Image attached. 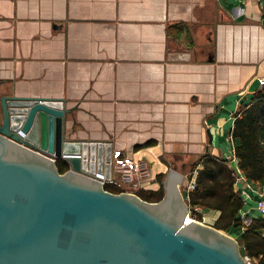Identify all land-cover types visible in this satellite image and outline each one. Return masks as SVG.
Listing matches in <instances>:
<instances>
[{
	"label": "crops",
	"instance_id": "obj_1",
	"mask_svg": "<svg viewBox=\"0 0 264 264\" xmlns=\"http://www.w3.org/2000/svg\"><path fill=\"white\" fill-rule=\"evenodd\" d=\"M262 89L259 0H0V97L63 99L69 139L109 141L148 164L137 194L164 187L177 167L186 199L191 164L210 153L236 172L244 224L264 217L232 136ZM202 213L213 226L220 216Z\"/></svg>",
	"mask_w": 264,
	"mask_h": 264
},
{
	"label": "water",
	"instance_id": "obj_2",
	"mask_svg": "<svg viewBox=\"0 0 264 264\" xmlns=\"http://www.w3.org/2000/svg\"><path fill=\"white\" fill-rule=\"evenodd\" d=\"M0 105V264H249L236 238L188 221L185 169L157 202L109 191L96 173L111 178L114 145L69 139L63 99Z\"/></svg>",
	"mask_w": 264,
	"mask_h": 264
},
{
	"label": "trees",
	"instance_id": "obj_3",
	"mask_svg": "<svg viewBox=\"0 0 264 264\" xmlns=\"http://www.w3.org/2000/svg\"><path fill=\"white\" fill-rule=\"evenodd\" d=\"M234 139H239L235 154L238 166L247 179L264 186V89L255 93L250 104L244 105L236 114L232 129ZM200 165L201 168H198ZM61 173L68 170L63 160L58 162ZM191 172L197 171L196 188L188 193V204L203 210L220 211L214 227L227 231L230 227L245 226L238 238L241 252L257 264H264V217H257L245 225L240 217L245 205L242 195L236 192L237 175L229 161L205 153L191 164ZM162 176L160 180L162 181ZM109 191L120 193L114 186L106 185ZM164 187L158 191H143L139 195L149 202L160 201L164 197ZM202 221V214H197Z\"/></svg>",
	"mask_w": 264,
	"mask_h": 264
},
{
	"label": "built area",
	"instance_id": "obj_4",
	"mask_svg": "<svg viewBox=\"0 0 264 264\" xmlns=\"http://www.w3.org/2000/svg\"><path fill=\"white\" fill-rule=\"evenodd\" d=\"M260 5L264 6V0H259ZM151 174L150 168L146 162L133 161L123 156L122 151H113L112 159V174L109 180H106L105 174L97 172L96 176L100 178L103 185H111L120 189L121 192L135 193L140 188V182L149 177ZM197 171H195L187 183L186 192L187 194L196 188ZM188 201V197L186 198ZM255 209L264 216V186L259 189V198L256 201ZM203 209L196 206L190 207L188 218L190 222L200 221L197 219V214L202 213ZM201 222H204L203 219ZM249 264L251 259L248 256H244Z\"/></svg>",
	"mask_w": 264,
	"mask_h": 264
},
{
	"label": "rangeland",
	"instance_id": "obj_5",
	"mask_svg": "<svg viewBox=\"0 0 264 264\" xmlns=\"http://www.w3.org/2000/svg\"><path fill=\"white\" fill-rule=\"evenodd\" d=\"M139 194H141L140 192H139ZM203 214V213H202ZM244 222V221H243ZM247 222V221H246ZM245 223V222H244ZM228 234H229V231H226ZM235 238V237H234ZM251 263L252 264H257L258 262H257V260H251Z\"/></svg>",
	"mask_w": 264,
	"mask_h": 264
},
{
	"label": "bare ground",
	"instance_id": "obj_6",
	"mask_svg": "<svg viewBox=\"0 0 264 264\" xmlns=\"http://www.w3.org/2000/svg\"><path fill=\"white\" fill-rule=\"evenodd\" d=\"M189 219H190V218H188V221H190Z\"/></svg>",
	"mask_w": 264,
	"mask_h": 264
}]
</instances>
